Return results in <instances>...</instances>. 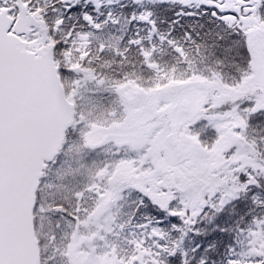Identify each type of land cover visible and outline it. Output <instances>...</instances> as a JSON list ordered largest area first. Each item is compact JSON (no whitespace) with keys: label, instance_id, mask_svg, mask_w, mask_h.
I'll list each match as a JSON object with an SVG mask.
<instances>
[{"label":"snow or ice","instance_id":"snow-or-ice-1","mask_svg":"<svg viewBox=\"0 0 264 264\" xmlns=\"http://www.w3.org/2000/svg\"><path fill=\"white\" fill-rule=\"evenodd\" d=\"M0 264H264V0H0Z\"/></svg>","mask_w":264,"mask_h":264}]
</instances>
